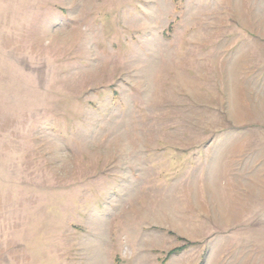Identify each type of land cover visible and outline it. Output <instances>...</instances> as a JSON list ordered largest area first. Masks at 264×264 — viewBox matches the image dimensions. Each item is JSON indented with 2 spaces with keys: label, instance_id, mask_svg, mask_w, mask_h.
<instances>
[{
  "label": "rangeland",
  "instance_id": "obj_1",
  "mask_svg": "<svg viewBox=\"0 0 264 264\" xmlns=\"http://www.w3.org/2000/svg\"><path fill=\"white\" fill-rule=\"evenodd\" d=\"M255 6L0 0V264L225 263L203 149Z\"/></svg>",
  "mask_w": 264,
  "mask_h": 264
},
{
  "label": "crops",
  "instance_id": "obj_2",
  "mask_svg": "<svg viewBox=\"0 0 264 264\" xmlns=\"http://www.w3.org/2000/svg\"><path fill=\"white\" fill-rule=\"evenodd\" d=\"M252 5L250 28L236 30L235 56L221 66L231 128L203 149L204 229L210 259L223 264H264V0Z\"/></svg>",
  "mask_w": 264,
  "mask_h": 264
},
{
  "label": "trees",
  "instance_id": "obj_3",
  "mask_svg": "<svg viewBox=\"0 0 264 264\" xmlns=\"http://www.w3.org/2000/svg\"><path fill=\"white\" fill-rule=\"evenodd\" d=\"M174 251H178V249H177V250H172V251H170V252L168 253V255L171 254V253L174 252Z\"/></svg>",
  "mask_w": 264,
  "mask_h": 264
}]
</instances>
